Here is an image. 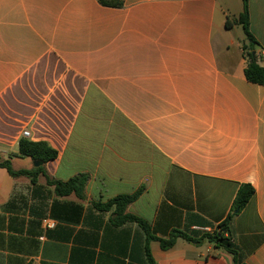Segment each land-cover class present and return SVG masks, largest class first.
<instances>
[{
  "label": "crops",
  "instance_id": "1",
  "mask_svg": "<svg viewBox=\"0 0 264 264\" xmlns=\"http://www.w3.org/2000/svg\"><path fill=\"white\" fill-rule=\"evenodd\" d=\"M0 0V158L25 139L59 152L48 176H89L86 199L59 197L41 176L0 168V264H149L146 235L115 226L129 206L158 238L219 232L242 185L255 194L230 221L245 264H264V86L245 76V0ZM264 65V0H248ZM15 170L36 168L12 157ZM56 222L46 229L43 220ZM155 264H233L183 238Z\"/></svg>",
  "mask_w": 264,
  "mask_h": 264
},
{
  "label": "trees",
  "instance_id": "2",
  "mask_svg": "<svg viewBox=\"0 0 264 264\" xmlns=\"http://www.w3.org/2000/svg\"><path fill=\"white\" fill-rule=\"evenodd\" d=\"M100 3L108 7H122L123 3L113 0H100ZM235 24L243 26L247 37V46L244 48L247 50V56L249 63L245 69V76L251 83L264 86V65H260L258 56L255 52L258 42L250 31V13L248 0H245L244 11L238 19L234 21ZM59 152L52 148L47 142L39 141L34 142L28 139H21L19 142L18 152L13 154L9 159L3 160L0 158V168L6 169L11 177L17 179L26 177L32 182H36L39 177H46L47 183L55 188V193L59 197H67L75 194L79 199H86V186L89 182V176L86 174H79L71 178L68 181H62L53 179L48 176L46 164L50 161L57 159ZM31 158L33 161L42 162L43 165L34 168L32 170H15L12 166L11 158ZM145 191L144 186L140 187L133 194H122L115 198L110 199L106 203L98 202L94 203L95 207L101 211H110L114 208L111 216V222L115 226H121L128 222L137 223L144 231L146 235V255L149 264H155L153 259L150 243L153 240H157L161 244L163 250H169L173 248L177 239L183 238L189 242L199 245L203 241H209L215 245L217 249L223 250L233 257V264H245L240 259L239 252L235 249L231 241V227L230 221L232 217L239 214L244 207L250 202L255 194V190L251 185H242L234 200L232 210L227 218L219 225V232L214 234H205L200 239H195L187 235L186 233L174 230L168 239L158 238L154 235L151 224L142 217L131 214L128 208L133 204Z\"/></svg>",
  "mask_w": 264,
  "mask_h": 264
},
{
  "label": "built area",
  "instance_id": "3",
  "mask_svg": "<svg viewBox=\"0 0 264 264\" xmlns=\"http://www.w3.org/2000/svg\"><path fill=\"white\" fill-rule=\"evenodd\" d=\"M23 136L26 138L29 136V132L28 131H24ZM43 225L46 229H52L55 227L56 222L54 220L51 219H45L43 220Z\"/></svg>",
  "mask_w": 264,
  "mask_h": 264
},
{
  "label": "water",
  "instance_id": "4",
  "mask_svg": "<svg viewBox=\"0 0 264 264\" xmlns=\"http://www.w3.org/2000/svg\"><path fill=\"white\" fill-rule=\"evenodd\" d=\"M42 165H43L42 162L34 161V166H35L36 168H38V167H40V166H42Z\"/></svg>",
  "mask_w": 264,
  "mask_h": 264
},
{
  "label": "rangeland",
  "instance_id": "5",
  "mask_svg": "<svg viewBox=\"0 0 264 264\" xmlns=\"http://www.w3.org/2000/svg\"><path fill=\"white\" fill-rule=\"evenodd\" d=\"M248 43V42H247Z\"/></svg>",
  "mask_w": 264,
  "mask_h": 264
}]
</instances>
